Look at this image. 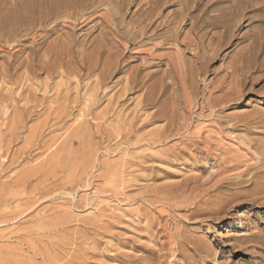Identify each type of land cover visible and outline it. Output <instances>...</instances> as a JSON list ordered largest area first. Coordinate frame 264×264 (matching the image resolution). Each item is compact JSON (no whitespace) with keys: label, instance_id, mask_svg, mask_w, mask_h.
Returning a JSON list of instances; mask_svg holds the SVG:
<instances>
[{"label":"rangeland","instance_id":"1","mask_svg":"<svg viewBox=\"0 0 264 264\" xmlns=\"http://www.w3.org/2000/svg\"><path fill=\"white\" fill-rule=\"evenodd\" d=\"M66 1L0 0V264H264V0Z\"/></svg>","mask_w":264,"mask_h":264},{"label":"bare ground","instance_id":"2","mask_svg":"<svg viewBox=\"0 0 264 264\" xmlns=\"http://www.w3.org/2000/svg\"><path fill=\"white\" fill-rule=\"evenodd\" d=\"M68 1V0H67ZM66 1V2H67ZM92 3V2H91ZM86 4V3H85ZM68 6V5H67ZM75 6V5H74ZM64 7H66V6H64ZM82 7V6H81ZM86 7V6H85ZM61 8V7H60ZM69 11V10H68ZM82 12V11H81ZM47 16V15H46ZM2 25V24H1ZM2 28H4V27H1V30H4V29H2ZM2 33H4V32H2ZM3 35V34H2ZM1 38H3V37H1ZM69 46V45H68ZM67 48V47H66ZM69 48V47H68ZM67 48V49H68ZM72 48V47H71ZM68 52V51H67ZM72 53H73V51H72ZM53 54V53H52ZM48 55V54H47ZM57 55V54H56ZM55 55V56H56ZM72 55V54H71ZM81 56V55H80ZM68 57V56H67ZM57 59V58H56ZM56 59H55V62H56ZM59 59V58H58ZM58 61V60H57ZM71 62V61H70ZM70 65V64H69ZM68 68V67H67ZM74 72V71H73ZM68 108V107H67ZM69 109V108H68ZM64 111H65V109H64ZM61 113H63V112H61ZM61 113L59 114V115H61ZM17 123V122H16ZM29 177H30V175H29ZM19 185V184H18ZM6 189V188H5ZM7 191V190H6ZM7 193V192H6Z\"/></svg>","mask_w":264,"mask_h":264}]
</instances>
